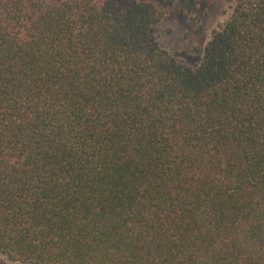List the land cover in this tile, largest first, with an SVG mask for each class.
Wrapping results in <instances>:
<instances>
[{"label":"trees","instance_id":"trees-1","mask_svg":"<svg viewBox=\"0 0 264 264\" xmlns=\"http://www.w3.org/2000/svg\"><path fill=\"white\" fill-rule=\"evenodd\" d=\"M179 0H0V256L264 264V0L188 66Z\"/></svg>","mask_w":264,"mask_h":264},{"label":"rangeland","instance_id":"rangeland-1","mask_svg":"<svg viewBox=\"0 0 264 264\" xmlns=\"http://www.w3.org/2000/svg\"><path fill=\"white\" fill-rule=\"evenodd\" d=\"M235 0H179L173 15L155 27L161 47L188 66L203 60L212 32L232 13ZM0 264H17L0 256Z\"/></svg>","mask_w":264,"mask_h":264}]
</instances>
